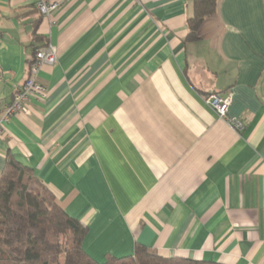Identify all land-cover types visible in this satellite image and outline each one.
<instances>
[{
	"label": "crops",
	"instance_id": "0c3cea01",
	"mask_svg": "<svg viewBox=\"0 0 264 264\" xmlns=\"http://www.w3.org/2000/svg\"><path fill=\"white\" fill-rule=\"evenodd\" d=\"M0 0V113L52 48L42 100L0 137L79 220L96 262L135 244L164 258L264 264V0H218L188 40L193 0ZM34 30L35 36H34ZM232 94L228 119L204 104Z\"/></svg>",
	"mask_w": 264,
	"mask_h": 264
},
{
	"label": "trees",
	"instance_id": "16d2710c",
	"mask_svg": "<svg viewBox=\"0 0 264 264\" xmlns=\"http://www.w3.org/2000/svg\"><path fill=\"white\" fill-rule=\"evenodd\" d=\"M217 1L193 0L188 40H197L204 19L216 14ZM33 32L35 36L36 30ZM37 50L34 48L33 58ZM32 63L28 62L27 71ZM87 232L55 203L29 169L7 158L0 173V264H220L164 258L140 244H135L128 257L106 255L99 263L82 247Z\"/></svg>",
	"mask_w": 264,
	"mask_h": 264
},
{
	"label": "built area",
	"instance_id": "2783aa9c",
	"mask_svg": "<svg viewBox=\"0 0 264 264\" xmlns=\"http://www.w3.org/2000/svg\"><path fill=\"white\" fill-rule=\"evenodd\" d=\"M25 1L43 18H48L58 7V3L55 0ZM55 61L56 55L49 46L36 51L23 85L13 93L11 103L0 113V137L4 134V126L13 116L28 114L27 102L30 99L42 100L46 97L47 90L38 81V74L43 65H52ZM231 102V93L224 95L210 94L204 97V104L215 113L218 119L225 121L233 129L241 130L242 124L238 120L227 118Z\"/></svg>",
	"mask_w": 264,
	"mask_h": 264
}]
</instances>
